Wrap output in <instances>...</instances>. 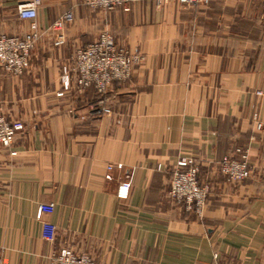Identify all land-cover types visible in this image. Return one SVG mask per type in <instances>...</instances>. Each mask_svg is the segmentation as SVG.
<instances>
[{"label":"crops","instance_id":"0c3cea01","mask_svg":"<svg viewBox=\"0 0 264 264\" xmlns=\"http://www.w3.org/2000/svg\"><path fill=\"white\" fill-rule=\"evenodd\" d=\"M29 1L0 0V36L29 31L16 14ZM34 23L29 68L0 70V112L23 126L0 147L1 264H49L63 248L97 264H264V0L136 2L127 12L40 0ZM103 31L143 61L108 87L96 115L93 89H66L60 76ZM241 154L250 174L230 183L218 163ZM180 159L209 187L201 217L168 196ZM38 204L53 206L43 217L53 236Z\"/></svg>","mask_w":264,"mask_h":264},{"label":"built area","instance_id":"2783aa9c","mask_svg":"<svg viewBox=\"0 0 264 264\" xmlns=\"http://www.w3.org/2000/svg\"><path fill=\"white\" fill-rule=\"evenodd\" d=\"M169 0H84V5L92 10L113 11L121 8L127 12L130 5L136 2H152L157 6L165 5ZM180 7L205 6L210 0H174ZM40 0H30L16 7V14L21 20H29V31L22 37L0 36V70L11 76H19L30 65V56L37 41L39 32L34 20ZM72 13L67 12L61 20L54 23L55 29L61 28L63 22H71ZM143 61L137 53H131L123 46L116 44L113 37L106 31L98 34L96 40L83 48H78L72 59L70 68L63 67L60 82L64 88H69L71 83L77 92L92 88L98 97L95 105H90L93 114L102 113L103 96L108 87L114 82H124L131 78L135 66ZM263 124L256 123V129L261 130ZM23 130L19 122H9L0 112V147L8 148L15 136ZM236 153H240L236 150ZM10 152V155H14ZM120 167L119 165L117 166ZM112 167L108 166L110 171ZM219 173L230 183H239L250 174L247 156L240 155L236 159L233 155L224 156L218 163ZM110 180L109 174L105 177ZM129 184L124 183L118 188L117 196H127ZM168 196L171 200L181 205L185 212L201 217L209 194V187L198 181V167L187 159H180L170 170ZM53 206L38 204L36 218L41 222L42 230L53 236L56 228L43 217L53 213ZM3 249L0 246V264ZM49 264H97L94 259L84 253H75L69 248H63L49 257Z\"/></svg>","mask_w":264,"mask_h":264}]
</instances>
